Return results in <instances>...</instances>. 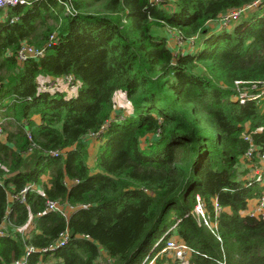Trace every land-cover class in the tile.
<instances>
[{"label": "trees", "instance_id": "1", "mask_svg": "<svg viewBox=\"0 0 264 264\" xmlns=\"http://www.w3.org/2000/svg\"><path fill=\"white\" fill-rule=\"evenodd\" d=\"M263 7L264 0H34L7 8L0 264L23 256L26 264H98L102 251L112 264H141L148 255L149 264L169 236L192 249L183 264H264V214L247 213L264 186L248 185L247 169H235L251 142L264 150V93L241 102L235 85L264 82ZM239 8L236 23L222 25L221 16ZM22 43L43 54L19 62ZM68 74L70 86L80 82L73 96L37 81ZM119 91L132 112L115 111ZM97 132L94 170L85 137ZM28 185L24 201L10 199ZM196 195L214 231L196 218ZM48 199L73 210H46ZM65 232L62 244L42 250ZM151 264L182 263L163 253Z\"/></svg>", "mask_w": 264, "mask_h": 264}, {"label": "built area", "instance_id": "2", "mask_svg": "<svg viewBox=\"0 0 264 264\" xmlns=\"http://www.w3.org/2000/svg\"><path fill=\"white\" fill-rule=\"evenodd\" d=\"M33 1L34 0H0V12L12 6L28 5ZM257 2L258 1L254 2L252 5H255ZM70 8L72 9L71 6H66L67 12L71 10ZM243 10L244 8L234 9L222 15L220 18L222 25L226 26L232 21L236 20ZM16 19L17 17H12L11 21H15ZM52 38L53 35L50 36V40ZM43 51H44L43 48H37L33 45L22 43L16 53V58L19 62H22L28 58L40 57L43 54ZM55 79L59 80L61 83H63L66 86H70V84L74 80V77L68 74L62 77L54 78L52 79L51 82H47L46 87L47 88L56 87L58 83ZM235 85L238 91V98L241 102H244L248 98V96L251 98L259 97L262 93H264L263 81H252L249 82V84H247V81L235 80ZM249 90H254L255 93H249L248 92ZM98 133L99 132L91 133L88 136L96 138ZM3 135H4L3 119H1L0 117V137H2ZM244 139L251 140L250 136L245 134H244ZM242 165L244 169H247V173L243 177L247 179L248 185H251L253 183H259L260 185L264 186V150L258 151L257 147L253 145L251 142L249 149L246 151V153L243 156ZM0 183H2L1 178H0ZM28 187H30V185L22 189L16 196L11 195L10 199L18 197L21 199V201H24L25 200L24 194ZM250 205L251 206L249 207L247 213H250L251 215L264 214V188L262 190V193L258 197H256L253 201H251ZM46 210L58 211L62 215L68 216L69 213L73 210V207L67 203H61L59 200L48 199L46 201ZM215 210L216 213L219 210V207L217 205ZM194 214L198 219V221L202 222L204 225H206L212 231H214V229L216 228V223H212L210 221L209 217L207 216V213L205 212L204 203L199 195H196ZM2 233L3 230L0 228V234ZM66 237H67V232L62 234L60 239L55 244H52L49 246V248H45L42 250L46 251L47 249H52L55 246L62 244L65 241ZM157 244L158 242L156 243V245ZM32 250L33 247L27 248V253H29ZM163 253L167 254V256L170 257L171 259L179 260L183 264L190 257L192 253V249L184 241L176 238L175 236L166 237L164 239L163 247L160 249L159 252L153 255V257L149 260V264L153 263L156 256L162 255ZM148 256L144 259V261L141 264H146L145 262L147 261ZM12 264H26V257L23 256L22 258L15 260Z\"/></svg>", "mask_w": 264, "mask_h": 264}, {"label": "rangeland", "instance_id": "3", "mask_svg": "<svg viewBox=\"0 0 264 264\" xmlns=\"http://www.w3.org/2000/svg\"><path fill=\"white\" fill-rule=\"evenodd\" d=\"M264 9V7H263ZM6 13H7V9H4L2 12H0V20L4 21L6 19ZM236 21H233L231 23V25L235 24ZM216 24L220 25V22L217 21ZM159 30L161 31L162 29L159 28ZM163 35L167 36L169 35V33H167L166 31H162L161 32ZM175 39V37H174ZM169 40V39H168ZM174 43V41H173ZM170 44L172 45V43L170 42ZM58 83V85L56 86V88H59L61 90H64L66 92L67 96H73L77 93L78 87L80 82L77 80L74 84H72L71 86H66L63 83H61L59 80L55 79ZM38 83L40 84V86L44 85L47 82H51L52 81V77L47 76V75H39L37 78ZM114 100L116 101V105H115V111H121L125 114H128L129 112H132V106L130 101L127 99L126 95L124 94V92L119 91L117 93L114 94ZM4 121V125L5 128L10 129L9 125L7 124L6 120L3 119ZM86 142L88 143V151H89V156H88V164L90 166L93 167L94 170H97V165H96V159L95 156L97 155L100 145H101V140L93 138L91 136H86L85 137ZM143 145H145V143L143 142ZM236 172L241 173L242 170H244V167L241 164L236 165ZM31 218V217H30ZM31 220V219H30ZM2 230H5V224H3V226L1 227ZM167 256V254H166ZM171 261V260H169ZM98 264H112V260L109 259L107 256L105 257L104 254H100L99 258H98Z\"/></svg>", "mask_w": 264, "mask_h": 264}, {"label": "crops", "instance_id": "4", "mask_svg": "<svg viewBox=\"0 0 264 264\" xmlns=\"http://www.w3.org/2000/svg\"><path fill=\"white\" fill-rule=\"evenodd\" d=\"M6 16V15H5ZM0 21H2V20H0ZM115 101V100H114ZM115 103H116V101H115ZM102 254H104V252L102 251ZM104 256L106 257V255L104 254Z\"/></svg>", "mask_w": 264, "mask_h": 264}]
</instances>
